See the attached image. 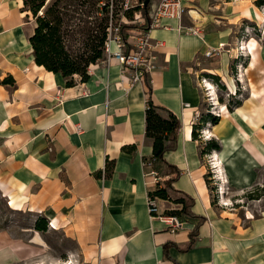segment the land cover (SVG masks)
I'll list each match as a JSON object with an SVG mask.
<instances>
[{
  "label": "crops",
  "instance_id": "crops-1",
  "mask_svg": "<svg viewBox=\"0 0 264 264\" xmlns=\"http://www.w3.org/2000/svg\"><path fill=\"white\" fill-rule=\"evenodd\" d=\"M259 1L182 0L181 19H163L149 31L150 98L180 122L175 148L163 157L181 172L174 189L193 200V217L171 233L148 211L156 181L143 164L152 155L146 83L130 84L111 59L66 87L60 74L35 64V22L22 0H0V195L7 209L33 217L27 239L0 228V264H264ZM258 27L261 35L252 32ZM239 53L246 95L223 111L204 80L217 76L233 91ZM212 100L216 123L207 120ZM225 102L221 96L219 105ZM208 132L218 150H204ZM173 205L159 202L160 210ZM47 234L59 237L58 248Z\"/></svg>",
  "mask_w": 264,
  "mask_h": 264
},
{
  "label": "trees",
  "instance_id": "trees-1",
  "mask_svg": "<svg viewBox=\"0 0 264 264\" xmlns=\"http://www.w3.org/2000/svg\"><path fill=\"white\" fill-rule=\"evenodd\" d=\"M139 1L145 4L147 0ZM22 2L24 10L31 13L35 22L34 33L29 38L35 64L54 74H60L66 87H72L76 83L75 77L79 82H85L89 77V67L105 59L104 46L110 0H22ZM259 3H264V0H260ZM112 9L115 14L114 4ZM147 9L148 5L143 6L144 15L147 14ZM125 15L131 19L133 10L126 12ZM148 26V22L143 26L122 25L121 34L126 38L129 32H139L147 29ZM147 77L148 75L145 78L148 87L145 137L152 142V155L144 158L143 164L148 171L154 170L160 178L168 177L166 180H159L155 188L148 192V196L180 205V208L164 210L163 214L178 216L183 221L187 217H193L191 212L193 200L174 189L173 183L181 172L175 165L167 163L163 157L165 152L175 148L180 122L172 112L153 104ZM210 79L218 84L219 77L210 76ZM220 100L221 96L218 97V102ZM230 101L225 104L229 111L240 102ZM207 117L210 123H216L217 117L209 113ZM204 123L206 120H203L202 125ZM191 137L197 139L195 126L192 128ZM218 149L219 144L215 139L210 138L206 141L204 150ZM109 164L111 163L105 168L106 174ZM35 230L44 231V228L36 224ZM193 236L194 233H191L190 246L194 241ZM167 247L165 245L163 248L165 256Z\"/></svg>",
  "mask_w": 264,
  "mask_h": 264
},
{
  "label": "built area",
  "instance_id": "built-area-1",
  "mask_svg": "<svg viewBox=\"0 0 264 264\" xmlns=\"http://www.w3.org/2000/svg\"><path fill=\"white\" fill-rule=\"evenodd\" d=\"M145 5H149L150 7L146 15L142 12V8ZM108 7L109 20L106 28L107 36L104 46V60H115L120 67L121 73L126 75L130 84L144 83L146 75L154 68L151 60L152 57L146 55V53L154 48V45L150 42L149 31L152 28L160 26L163 19H181L185 11L182 0H148L145 4L139 0H123L120 4L119 13L115 14L112 9V0H110ZM131 10H133V17L128 19L125 13ZM146 22L149 24L147 29L139 32H129L126 38L122 36V23H134L138 26H143ZM205 55L209 56L211 53L208 51ZM224 106L226 107V105ZM206 112L213 116H218L217 113L213 112L211 104H208ZM206 136L203 135L202 138L207 139ZM147 173L154 177L156 183L159 181L160 177L154 170H149ZM218 188L217 190H219ZM160 201L161 199L157 197L148 196L147 205L150 215L164 222L171 233L178 232L182 227V221L178 216L163 214L164 210L172 208L160 210ZM166 202L169 203L168 201ZM170 204L173 205L172 203ZM173 208H180V205H173Z\"/></svg>",
  "mask_w": 264,
  "mask_h": 264
},
{
  "label": "rangeland",
  "instance_id": "rangeland-1",
  "mask_svg": "<svg viewBox=\"0 0 264 264\" xmlns=\"http://www.w3.org/2000/svg\"><path fill=\"white\" fill-rule=\"evenodd\" d=\"M113 1H114L113 4H114L115 11H116V13H119L120 4L123 0H113ZM149 10H150V7L148 5L147 11H149ZM132 17H133V15H132ZM90 20L92 21V19H90ZM88 25H91V23H88ZM122 25H136V24H134V23L133 24H124V23H122ZM252 32L255 33V35H261L262 34V27H258V28H256V30L254 28L252 30ZM241 53H239V57H238L239 59L237 58L238 60H236L237 62L235 63L236 64L235 69H232L231 70L232 72L230 73V75H232V77L234 79V84H235V88L233 91H227L226 90V87L223 84L222 79H219L217 81L218 84H216L210 80L214 86L216 98L218 99L219 96H222L224 99H226L225 104L227 102H229L230 100L241 101L242 99H244V97L246 95L244 92H245L247 86L245 84V81L242 82L244 80L243 79L244 76L241 77L243 73L241 74V72H240L241 71L240 63L245 62L244 57H241L242 56ZM212 98H213V96H212ZM212 103H213V101L207 102V104H209V105L210 104L212 105ZM213 107L214 106H212V110H213ZM219 109H221L223 111H227L225 106H224V108L220 107ZM218 110H213V112L219 114ZM209 134H207L206 140L210 139V138H208ZM32 223H33V217L29 213L13 212V211L7 209L5 200L0 195V228L6 229L10 233V235H12L13 237H21L23 239H27V237H29V235L31 234L29 229L32 228V226H33ZM44 239L48 243H50V245H52L54 248L59 247L60 239L56 235L47 234V235H44Z\"/></svg>",
  "mask_w": 264,
  "mask_h": 264
},
{
  "label": "bare ground",
  "instance_id": "bare-ground-1",
  "mask_svg": "<svg viewBox=\"0 0 264 264\" xmlns=\"http://www.w3.org/2000/svg\"><path fill=\"white\" fill-rule=\"evenodd\" d=\"M252 46L253 45H250L249 46V49L250 50H252ZM241 77H243V74H242V76ZM204 82H205V85L204 86H207V88H208V90H210V92H211V96H213V99H214V104L217 106V107H222V108H224V106H221V105H219V103H218V101H217V99H216V94H215V91H214V86H213V84L209 81V80H204ZM213 101V100H212ZM219 107V108H220ZM227 115V114H226ZM208 134H209V132H208ZM212 135L211 134H209V136H208V138H210ZM223 192V191H222Z\"/></svg>",
  "mask_w": 264,
  "mask_h": 264
},
{
  "label": "clouds",
  "instance_id": "clouds-1",
  "mask_svg": "<svg viewBox=\"0 0 264 264\" xmlns=\"http://www.w3.org/2000/svg\"><path fill=\"white\" fill-rule=\"evenodd\" d=\"M217 99V98H216ZM217 101H218V99H217Z\"/></svg>",
  "mask_w": 264,
  "mask_h": 264
},
{
  "label": "water",
  "instance_id": "water-1",
  "mask_svg": "<svg viewBox=\"0 0 264 264\" xmlns=\"http://www.w3.org/2000/svg\"><path fill=\"white\" fill-rule=\"evenodd\" d=\"M147 2H148V0H147Z\"/></svg>",
  "mask_w": 264,
  "mask_h": 264
}]
</instances>
